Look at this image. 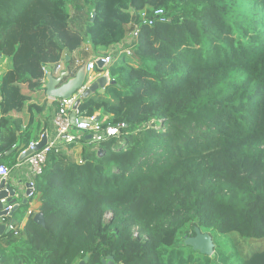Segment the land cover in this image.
Wrapping results in <instances>:
<instances>
[{
  "label": "trees",
  "instance_id": "1",
  "mask_svg": "<svg viewBox=\"0 0 264 264\" xmlns=\"http://www.w3.org/2000/svg\"><path fill=\"white\" fill-rule=\"evenodd\" d=\"M135 25L114 82L77 109L119 137L50 149L29 197L45 224L2 235L1 264H264V0H0V163L48 126L42 67L85 44L108 54ZM196 229L212 255L178 242Z\"/></svg>",
  "mask_w": 264,
  "mask_h": 264
},
{
  "label": "built area",
  "instance_id": "2",
  "mask_svg": "<svg viewBox=\"0 0 264 264\" xmlns=\"http://www.w3.org/2000/svg\"><path fill=\"white\" fill-rule=\"evenodd\" d=\"M151 12H153V15L160 16L163 13V10L158 8L151 10ZM140 16L141 19L146 20V13L144 11L140 13ZM147 22L149 24L152 23V19L147 20ZM138 28H139L138 25H135L133 29H131L127 33L126 37L123 39L121 43L111 46L109 48L108 54H100V55L98 54L96 57L87 60L85 82L77 92H75L67 99H53V101L57 102L56 103L57 105L53 106L52 113L50 116V127L54 131L53 136L50 139H47L46 144L42 148H40L39 150H34L33 153L24 160V163H26L28 170L27 179L29 180L28 182L30 184V188L32 189L28 197H30L31 194L34 192V187H35L34 186L35 179L31 180L30 177L35 178L36 176L42 173L43 165L45 163L47 153L50 151L51 148L63 142H70L79 135V134L74 135L72 133V130H75L76 132H85L87 134V138L89 139V142H95V143L100 142L109 137H119L121 133V128L124 127V124L121 123L117 126L103 127L102 122L104 119L101 121L100 120L95 121V118L98 116L97 114H94L91 117H85L79 115L77 109L74 110L73 106L76 100L78 98L79 99L81 98L84 90L87 87H89V85L92 82H94L97 77H99L102 74H106L109 77V73L107 70L108 67L112 65L122 54L130 55L132 53L134 42L138 36ZM97 61L102 62L103 64L102 71L97 70L96 68ZM74 62L76 66H80L82 64L81 61L79 60H75ZM62 69L64 68L62 66L61 61L51 66L44 65L42 67V72H43L42 79L44 80L47 73L54 70L58 72L61 71ZM69 73L73 74L71 71H69ZM71 112L75 113V123L71 122L70 119ZM80 118H88L92 123L81 121ZM38 142L39 141L30 142L27 148L33 149L35 144H37ZM9 179H10V168L5 163H0V184L2 181L7 183ZM0 202L5 203L6 201L5 199H1ZM12 208H13V204H6L3 206L1 210L4 211L5 214H0V224H4L9 229V231H14L16 233L17 230L20 229V226L14 223V221L11 222V220L9 219ZM27 214L30 215L31 211L28 210ZM0 264H1V257H0Z\"/></svg>",
  "mask_w": 264,
  "mask_h": 264
},
{
  "label": "water",
  "instance_id": "3",
  "mask_svg": "<svg viewBox=\"0 0 264 264\" xmlns=\"http://www.w3.org/2000/svg\"><path fill=\"white\" fill-rule=\"evenodd\" d=\"M94 19V14L91 16V20ZM1 57V56H0ZM86 63L83 62L77 70L71 74L69 71L64 70L59 73L58 76H54L51 72L47 73L45 76L46 82L43 84L45 94L50 99H67L75 92H77L84 84L86 78ZM96 68L102 71L103 64L100 61H97ZM114 80H110L106 74H102L92 82L89 87H87L82 93L81 98L77 99L73 109H78L81 100L89 96L90 94L96 92H103L105 87L113 83ZM70 119L72 123H75V113H70ZM81 121H86L92 123L88 118H80ZM99 120V116L95 118V121ZM90 137V136H88ZM47 142V136L44 133L34 148H27L22 151L17 161L21 162L25 160L29 155L33 153L34 150H39ZM20 141H17L16 145H19ZM13 149L6 152L9 154ZM8 190V191H6ZM32 189L27 180L17 179L5 183L4 181L0 184V200L5 199V203L0 202V214H5L1 209L6 204H13L10 216L13 211L17 209L20 205H26L28 203V195L31 193ZM21 200V201H20ZM33 221L40 225H44V218L42 213L36 212L32 216ZM13 222V220H11ZM9 232V229L4 225L0 224V237ZM186 243L191 245L192 249L198 250L202 254L211 255L213 253L214 243L211 236L208 233H203L196 229V234L192 237H186ZM88 257L85 256L83 260L79 261L77 264H85ZM102 264H115L112 256H107L101 260Z\"/></svg>",
  "mask_w": 264,
  "mask_h": 264
},
{
  "label": "crops",
  "instance_id": "4",
  "mask_svg": "<svg viewBox=\"0 0 264 264\" xmlns=\"http://www.w3.org/2000/svg\"><path fill=\"white\" fill-rule=\"evenodd\" d=\"M89 52H90V47H89L88 44H85L80 49H78L76 51H73L71 53V55L67 54L66 52H63V57H64L65 61L68 60L71 57L74 61L75 60H80L81 63H83V62H85V61H87L89 59V57L87 55ZM100 52L102 53V51H100ZM58 62H56V63H58ZM54 64L55 63H49L47 65L51 66V65H54ZM64 70L69 71L68 69H66V65H65L64 69H62L61 71H64ZM61 71L56 72L54 70V71H51V73L54 76H58ZM43 81H44V83L46 82L45 78H44ZM34 95H36V93H34V91L32 93H29L27 95L28 99L25 100V101L28 102V101L32 100ZM39 97L48 101V108L43 113H41V115H37V116L48 120V126H47L46 130L44 131V133H46L47 139H50L53 136V133H54L53 129L50 127V116H51L52 108H53V106H50V104H51V102H53V99L48 98L46 96V94H45V91H44L43 94L41 93V95ZM19 98H21V96L20 97H14V99H15L14 102L19 104V102H18ZM7 99H8V97H6V96L0 97V114L5 109V105L7 103ZM72 133L74 135H78L80 132H76L75 130H72ZM27 174H28V170H27L26 163H24V160L21 161V162L17 161V163L12 168H10V179H9L8 182H10L11 180H17V179H23V180L29 181L27 179ZM30 179L33 180L35 178L30 177ZM38 205H39V201H38V199L36 197H34L33 199H30L28 197V205H27L25 211L23 212V214L19 213V214H16V215L13 216V213H12L11 220H13L14 223L19 225L20 227H23V225L25 224V222H26V220H27V218L29 216L27 214L28 210H30L32 214H35L36 212H39ZM19 208L20 207H17V209H19ZM17 209H15L14 211H16Z\"/></svg>",
  "mask_w": 264,
  "mask_h": 264
},
{
  "label": "rangeland",
  "instance_id": "5",
  "mask_svg": "<svg viewBox=\"0 0 264 264\" xmlns=\"http://www.w3.org/2000/svg\"><path fill=\"white\" fill-rule=\"evenodd\" d=\"M72 11V10H71ZM79 28L82 30V26H79ZM60 61L62 62V66L63 68L65 67L66 63H65V59L64 57H61ZM8 61L6 59V61H4L3 63H0V70L3 71L6 67H7ZM110 77V76H109ZM111 216V212H107L105 214L106 218H110ZM178 242H184V244L189 245L186 243V238H184L182 235H178ZM227 242V240L225 239V237L222 238H217L216 239V244L218 243L220 246H224V243ZM213 254V253H212ZM211 254V255H212Z\"/></svg>",
  "mask_w": 264,
  "mask_h": 264
},
{
  "label": "clouds",
  "instance_id": "6",
  "mask_svg": "<svg viewBox=\"0 0 264 264\" xmlns=\"http://www.w3.org/2000/svg\"><path fill=\"white\" fill-rule=\"evenodd\" d=\"M99 71V70H98Z\"/></svg>",
  "mask_w": 264,
  "mask_h": 264
}]
</instances>
